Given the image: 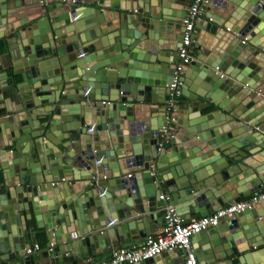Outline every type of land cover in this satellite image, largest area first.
<instances>
[{"label":"water","instance_id":"obj_1","mask_svg":"<svg viewBox=\"0 0 264 264\" xmlns=\"http://www.w3.org/2000/svg\"><path fill=\"white\" fill-rule=\"evenodd\" d=\"M75 1L0 0V264H34L32 219L58 264L150 235L162 186L183 219L264 190V0H209L171 112L190 0ZM192 241L202 264H264V201Z\"/></svg>","mask_w":264,"mask_h":264},{"label":"built area","instance_id":"obj_2","mask_svg":"<svg viewBox=\"0 0 264 264\" xmlns=\"http://www.w3.org/2000/svg\"><path fill=\"white\" fill-rule=\"evenodd\" d=\"M70 2L75 3L76 1L70 0ZM208 3L209 0H191L184 16L180 19L183 33L177 53L182 63L177 67V71L169 83L170 92L166 103L167 112H171L178 98L181 96L182 81L180 80V73L182 69L180 66L188 64L194 59L191 43L195 32V24L205 17ZM134 13H136V10H134ZM172 132L173 128L171 126L163 127L160 130L159 145L161 147L167 141V136ZM158 198L164 201V205L161 207L164 223L161 227L154 233L147 235L138 246L119 247L112 253L109 259L90 261L86 264H136L145 259L161 255L164 252L173 251L181 253L184 264H202L192 244L193 235L217 226L221 220L232 217L246 208H250L253 203L264 201V190L254 193L243 200L226 204L221 208L211 211L209 214L193 217L187 221L177 212L168 193H161ZM38 247V244H34L33 248L26 249V253L29 254L34 249H38Z\"/></svg>","mask_w":264,"mask_h":264},{"label":"crops","instance_id":"obj_3","mask_svg":"<svg viewBox=\"0 0 264 264\" xmlns=\"http://www.w3.org/2000/svg\"><path fill=\"white\" fill-rule=\"evenodd\" d=\"M190 2H191V0H190ZM76 3V2H75ZM79 5H85L84 3H79ZM28 7V6H27ZM112 10H117V8H111ZM187 9V8H186ZM122 11V10H121ZM126 13H128V14H134V10H130V11H125ZM22 16H24V12H16L15 13V19H21V17ZM207 17L205 16L202 20H205ZM178 21H180V20H178ZM199 22H197L196 24H198ZM196 24H195V26H196ZM195 33H198V29L197 28H195V32H194V34ZM11 37V35L9 34V35H4L3 37H0V57H2V55L7 51V39L8 38H10ZM6 48V51H4V49ZM193 48V47H192ZM177 51H178V48H177ZM198 55V53H197V51H196V49H194L193 48V56H194V59L196 58V56ZM199 56H202V54H199ZM203 57V56H202ZM193 59V60H194ZM0 62H1V64H4V61H3V59L1 60L0 59ZM175 63H176V65H177V67H178V65H180L181 63H182V61L181 60H177V61H175ZM13 66L12 65H10L8 68H0V71L1 72H3V71H5L6 73H7V76H13ZM191 72H193V71H189V73H191ZM194 73V72H193ZM181 74H184V71H182V73ZM186 80L189 82V85L191 86V85H194V83L192 82V80H190L189 78H186ZM198 89V91H202L201 89V87H198L197 88ZM202 92H204V91H202ZM198 100H199V102H205V98L204 97H201V96H199L198 97ZM185 102V100H183L182 99V96H180L179 98H178V100H177V102H176V104H183ZM175 104V106L174 107H176L177 105ZM209 105L210 106H208V111L207 112H209V111H215V110H219L213 103H212V101L209 103ZM219 112V111H218ZM204 113H206V112H203V114ZM222 113L224 114L225 113V111H222ZM157 113H152L151 114V120H155V118L154 117H152V116H154V115H156ZM254 130H256V128H254ZM160 140V139H159ZM166 147L167 148H169L170 147V145H166ZM8 149H10V148H8ZM245 161L246 162H248V163H258L256 160H253L250 156L249 157H247L246 159H245ZM235 163V162H234ZM23 186H25V185H23ZM163 188H162V190H161V192H160V194L161 193H168L166 190H165V188H164V186H162ZM169 194V193H168ZM170 195V194H169ZM159 199V198H158ZM159 201H160V203H161V206L162 205H164V201L163 200H160L159 199ZM159 215L160 216H162V211H161V209H160V212H159ZM200 215H199V213H196V215H195V217H199ZM191 218H193V217H191ZM191 218H184L185 219V221H187V220H189V219H191ZM32 225H33V227H34V232H35V238H33V236L30 234L29 236H28V238H29V240H30V243H29V246H27V249L28 248H33V246H34V244H38V249H34L31 253H29L30 255H33V257H34V264H48V260H47V258L44 256V252L45 251H47V250H50V247L47 245V243H48V240H47V238H46V235H45V233L43 232V230L42 229H40V228H38V227H36V224H35V221H34V219H32ZM163 224H158V225H155L153 228H151V233H154L159 227H161ZM145 238V237H144ZM144 238H142V239H138V240H133V241H131V242H129V243H124V244H122V246L121 247H134V246H138L139 244H141L143 241H144ZM195 244H196V246H198L199 247V242L198 241H196V242H194ZM204 243V242H203ZM192 244H193V241H192ZM202 246H205V244H203ZM52 247H54V249H56V246H52ZM120 246H114L113 248H111V249H108V248H106V247H99V248H96L95 249V252L93 253V255L91 254V255H89V256H87V255H85V256H81L79 259H77V260H75V261H66V262H61V263H58V264H86V263H88V262H90V261H100V260H105V259H109L111 256H112V253L117 249V248H119ZM249 249H253V248H249ZM167 253H170V252H167ZM173 254L174 253H172V254H168L169 255V257L170 258H175L177 261L179 260V257H181L182 255H181V253L180 252H177V253H175L176 254V256H175V254H174V256H173ZM179 256V257H178ZM177 257V258H176ZM181 263V262H180Z\"/></svg>","mask_w":264,"mask_h":264}]
</instances>
